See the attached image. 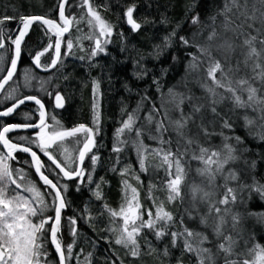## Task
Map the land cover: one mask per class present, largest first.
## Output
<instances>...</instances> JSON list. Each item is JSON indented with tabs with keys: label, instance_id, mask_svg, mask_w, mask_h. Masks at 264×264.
Returning <instances> with one entry per match:
<instances>
[{
	"label": "snow or ice",
	"instance_id": "obj_1",
	"mask_svg": "<svg viewBox=\"0 0 264 264\" xmlns=\"http://www.w3.org/2000/svg\"><path fill=\"white\" fill-rule=\"evenodd\" d=\"M66 3L68 0H56L53 9L58 10L60 23L47 18V14L20 15L15 38L3 25L16 17L0 18V49L4 50L0 52V103L12 102L0 110V264H70L73 260L76 264H91L92 253L83 261L79 259L80 253H73L78 235L76 216L66 218L73 240L63 242L61 220L62 211L69 206V186L62 181L76 180V191L82 185L95 184L90 191L97 200H104L103 177L100 183L93 179L100 159L98 150L102 147L97 141L99 82L93 81L91 126L77 123L66 127L56 115L46 113L37 95L21 92V88H33L36 81V90L51 96L46 88L50 78L41 79L31 68L22 77L18 75L21 46L34 23L41 25L49 39L42 51L31 54L35 68L49 71L72 55L74 40L64 38L74 22L84 23L90 29L83 37L93 44L87 53L89 61L100 54H109L107 45L115 25L99 10H107L108 5L79 0L78 6L86 11L77 18L65 15ZM135 9L132 4L123 13L133 32L146 24H155L148 18L134 19ZM185 20L190 29L188 34L178 35L182 25L177 23L148 54L158 60L169 49L178 48L183 58L174 53L171 60L173 65L183 64V75L167 91L161 78L152 76L157 97L149 96L147 91L137 92L140 98L135 108L129 111L127 105L121 107L112 146L116 156L110 168L121 176V203L117 209L102 203L99 215L108 216L107 231L114 237V243L132 257L141 255L138 242L141 237L147 245V254L157 252L148 239L150 234L157 241L168 238L171 248L180 249L176 264H183L185 254L192 257L194 264H264V244L257 240L255 232L246 236L242 227L250 217L264 224V211L249 209L253 201L264 203V175L257 172L258 161L250 158L246 145L247 138L264 142V0H189ZM160 23L167 25L170 21L162 17ZM119 35L123 37L122 32ZM5 39L14 48H7ZM62 40L66 48L63 53ZM49 50L54 52L48 62L42 63L41 58ZM9 51L13 54L6 57ZM78 58L84 60L85 56ZM144 58L139 56L134 61L133 76L137 80H143L152 71L142 63ZM168 71L161 68V77ZM124 87L133 91L127 84ZM26 101L38 106L34 110L38 122L33 120L32 112L17 111ZM55 101L56 108L64 107V97L59 92ZM15 115H22V122L5 123L2 119ZM240 128L247 132V137L237 134ZM28 129L37 131L9 135ZM126 150L134 152L138 171L130 162L117 168L120 154ZM38 153L47 161H42ZM86 160L90 162L87 165ZM259 160L264 161V155ZM150 169L162 171L163 175L157 182L149 181L146 198L152 206L146 207L138 187L130 181L142 187L140 174H147ZM32 175H38V181L31 179ZM157 191L165 193L166 198L156 196ZM176 202L181 206L177 210L179 215L168 208ZM48 212L54 214L46 215ZM170 254L169 246L165 245L162 255ZM113 255L123 264L118 254Z\"/></svg>",
	"mask_w": 264,
	"mask_h": 264
},
{
	"label": "trees",
	"instance_id": "obj_2",
	"mask_svg": "<svg viewBox=\"0 0 264 264\" xmlns=\"http://www.w3.org/2000/svg\"><path fill=\"white\" fill-rule=\"evenodd\" d=\"M97 5L107 4L108 9H99L108 21L115 25L111 42L107 45L108 55L100 54L91 61L87 59V53L93 46L92 42L84 39L83 37L89 33L90 29L84 23L76 25L74 22L70 32L65 34L66 39L74 40V48L72 55L66 56L63 59V63L59 64L57 68H53L48 73H39L36 71L31 63V54H34L37 50H43V46H46L49 42L48 36L44 34L41 29V25L35 23L28 36L22 43V55L20 64L18 67V75L22 77L25 70L31 68L34 73L41 79H49L50 83L46 85L47 92H51L49 96L45 92H38V87L35 81L34 87L31 89L21 88L23 94L37 95L45 105V111L51 112L56 115L66 127H71L77 123H84L91 126L93 120L92 102H93V81L99 82L98 92L99 96V116H100V135L97 137V141L102 147L98 150L100 157L99 162L95 166V172L93 179L95 182L100 183V178L103 177L104 183L101 184L104 200H97L90 189L95 188V184H85L81 186L80 191H76V180H63L62 183L68 184L67 201L69 206L62 211L61 220V234L63 236V242L65 244L71 243L73 237L69 235L67 225V217H77V233L76 245L73 249L74 255L80 253L79 259L84 260V257L88 253H92L90 257L91 264H112V261H116V264H120L119 260H116V256L113 252L119 255L123 260V264H176L177 258L181 256L179 248H171L169 239L164 241H157L150 234L148 239L151 240L153 247L157 249V252L147 254V245L143 237L139 239L141 246V255L139 257H132L126 255V249L120 245L114 243L113 236L107 229L109 228V218L107 215L100 216L99 209L102 203H108L112 208L117 209L121 203V176L118 172H112V167L116 154L112 151L113 137L115 129L119 126L118 121L121 119V107L127 105L128 110L131 111L136 107V103L139 100V92L143 94L147 91L148 95L156 98L157 92L154 85H152V76L161 78L164 91H167L169 87L176 84L180 77L183 75V64L173 65L171 56L175 53L183 58V52L178 48L169 49L164 56L160 59H153L148 54L152 52L153 45L160 43V38L170 32L177 23L182 25L178 35H186L189 33V25L185 20V8L189 0H95ZM79 0H68L65 4V15L71 17H79L83 11L78 6ZM135 4L136 9L133 13L134 19L142 21L144 18L155 21V24H146L139 31L133 32L126 26L125 17L123 13L126 11V6ZM56 9V0H0V18L4 15L15 16L16 20L6 21L3 25L5 31L15 38L18 34L16 28L19 27L20 15H45L47 18L55 19L60 23L58 10ZM162 17H167L170 23L167 25L161 24ZM79 28L80 30H77ZM123 33V37L119 33ZM51 35V34H49ZM80 39L77 40L76 38ZM55 36L52 35V41L54 42ZM64 40H62L61 51H66ZM5 45L7 48H14L10 41L5 39ZM124 49L123 51L121 49ZM83 49V50H81ZM0 49V52H3ZM54 50H49L48 53L41 58L42 63L48 62V57ZM11 51L6 53L7 56H11ZM85 56L84 60L78 57ZM144 56L142 63L145 67L152 71L143 80H137L133 76L134 61ZM8 65L6 64L5 67ZM168 68V74L161 77L160 69ZM11 83V82H10ZM127 84L133 89L129 92L125 89L124 85ZM192 87V85H189ZM56 92H59L64 97V107L56 108L54 105V98ZM197 94H199L197 90ZM11 101H4L0 103V110L11 105ZM27 107H33V120L37 122L39 116L34 110L37 106L28 104ZM144 113H141L143 115ZM5 123H20L15 116H9L2 118ZM23 119V118H22ZM48 123H52L46 116ZM22 122V120H21ZM17 134L26 135L29 132H14L9 134L15 136ZM237 134L247 137V132L240 128L237 129ZM68 145H71L70 143ZM246 145L249 147L250 158L257 159V172L264 175V161L259 160L260 155H264V142H258L252 138L246 139ZM94 151H96L94 149ZM17 155L23 156L24 154L18 153ZM121 163L117 165L120 169L125 163H131L133 168L138 171V164L136 163L135 154L131 150H126L120 154ZM42 159V158H41ZM42 161H47L42 159ZM90 162L86 160V165ZM19 167L20 165H15ZM27 169V165L23 166ZM163 175V172H154L152 169L149 173L140 174V180L143 181L141 187L138 182L130 181L133 186L138 187L140 193L141 202L146 207H151L152 203L146 198L147 186L149 181L157 182L158 178ZM31 179L38 181L36 175H32ZM43 190L42 183L40 184ZM156 196L161 199L166 198V194L157 191ZM179 202L173 205H168V208L172 210L176 215H179L177 211L180 208ZM89 211H85V209ZM251 211L261 212L264 211V203L253 201L249 204ZM54 213L48 212L46 215H53ZM89 216L95 217V219H89ZM249 219H252L251 217ZM254 223V218L252 219ZM256 222V219H255ZM256 226V238L260 243L264 244V224L257 222ZM108 237V240L103 239ZM165 245L169 246L170 256L165 257L162 255ZM83 249L81 253L80 250ZM52 255L55 256L53 249ZM183 264H194L192 257L185 254L182 257ZM70 264H76L73 260Z\"/></svg>",
	"mask_w": 264,
	"mask_h": 264
},
{
	"label": "rangeland",
	"instance_id": "obj_3",
	"mask_svg": "<svg viewBox=\"0 0 264 264\" xmlns=\"http://www.w3.org/2000/svg\"><path fill=\"white\" fill-rule=\"evenodd\" d=\"M35 81H33V85H34ZM35 86V85H34ZM198 90V89H197ZM199 92V90H198ZM68 147H71V145H68ZM42 154V153H41ZM191 178V177H190ZM253 219V218H252ZM252 219H249L247 218L244 222H243V225L242 227L245 229V235L247 236L248 235V232H255L256 234V224H257V221L255 222V218H254V223L252 222ZM111 234V233H110ZM112 235V234H111ZM114 239V237H113Z\"/></svg>",
	"mask_w": 264,
	"mask_h": 264
},
{
	"label": "flooded vegetation",
	"instance_id": "obj_4",
	"mask_svg": "<svg viewBox=\"0 0 264 264\" xmlns=\"http://www.w3.org/2000/svg\"><path fill=\"white\" fill-rule=\"evenodd\" d=\"M28 104L33 105V104H31V103H26V104L20 106V109H18L17 111H18L19 113H23V112H32V113H33V107H31V108L27 107ZM54 105H55V98H54ZM36 113H37V112H36ZM16 117H17L18 122H21V120H22V118H23L22 115H16ZM38 119H39V118H38ZM37 122H38V120H37ZM35 131H37V130H35ZM35 131H30L29 133L32 134V133H34ZM38 154L41 156L42 159H46V160H47V158L44 157L43 154H41V153H38Z\"/></svg>",
	"mask_w": 264,
	"mask_h": 264
},
{
	"label": "water",
	"instance_id": "obj_5",
	"mask_svg": "<svg viewBox=\"0 0 264 264\" xmlns=\"http://www.w3.org/2000/svg\"><path fill=\"white\" fill-rule=\"evenodd\" d=\"M125 23H126V18H125ZM34 24H35V23H34ZM34 24H33V25H34ZM33 25H32V26H33ZM126 26L130 28V26H129L127 23H126ZM130 29H131V28H130ZM30 30H31V29H30ZM30 30H29V33H30ZM29 33H28V34H29ZM66 34H67V33H66ZM27 36H28V35H27ZM27 36H26V37H27ZM26 37H25V38H26ZM25 38H24V39H25ZM19 64H20V61L18 62V67H19ZM32 65H33V64H32ZM33 67H34V69H35L36 71H38L39 73H43V74H44V73H48V72H50V71L52 70V69H50L49 71H43L42 69L35 68V65H33ZM6 87H7V86H6ZM26 103H31V104H34V105H35V103H34L33 101H26L25 104H26ZM55 103H56V101H55ZM21 106H22V105H21ZM35 106H37V105H35ZM37 107H38V106H37ZM18 131H20V132H30V131H35V130H33V129H28V130H18ZM33 171H34V170H33ZM36 176H37V178H38V175H36ZM38 179H39V178H38ZM65 180H66V179H65ZM67 181H70V180H67ZM53 250H54V249H53Z\"/></svg>",
	"mask_w": 264,
	"mask_h": 264
}]
</instances>
